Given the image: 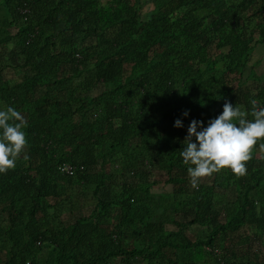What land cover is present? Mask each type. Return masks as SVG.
<instances>
[{
  "label": "trees",
  "instance_id": "16d2710c",
  "mask_svg": "<svg viewBox=\"0 0 264 264\" xmlns=\"http://www.w3.org/2000/svg\"><path fill=\"white\" fill-rule=\"evenodd\" d=\"M0 264H264V0H0Z\"/></svg>",
  "mask_w": 264,
  "mask_h": 264
},
{
  "label": "rangeland",
  "instance_id": "374dc122",
  "mask_svg": "<svg viewBox=\"0 0 264 264\" xmlns=\"http://www.w3.org/2000/svg\"><path fill=\"white\" fill-rule=\"evenodd\" d=\"M204 136H205V134H204V132H202V138H204ZM211 146H212V141H210L208 139H202L201 151H202L203 156H209Z\"/></svg>",
  "mask_w": 264,
  "mask_h": 264
},
{
  "label": "clouds",
  "instance_id": "9594fccd",
  "mask_svg": "<svg viewBox=\"0 0 264 264\" xmlns=\"http://www.w3.org/2000/svg\"><path fill=\"white\" fill-rule=\"evenodd\" d=\"M217 250H218V249H217ZM217 250H215V252H216ZM218 252H219V250H218L216 253L218 254Z\"/></svg>",
  "mask_w": 264,
  "mask_h": 264
},
{
  "label": "built area",
  "instance_id": "2783aa9c",
  "mask_svg": "<svg viewBox=\"0 0 264 264\" xmlns=\"http://www.w3.org/2000/svg\"><path fill=\"white\" fill-rule=\"evenodd\" d=\"M217 251H218V250H217ZM217 251H216V252H217Z\"/></svg>",
  "mask_w": 264,
  "mask_h": 264
}]
</instances>
